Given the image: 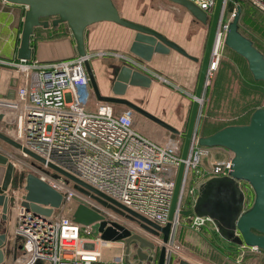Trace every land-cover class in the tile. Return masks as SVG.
Returning a JSON list of instances; mask_svg holds the SVG:
<instances>
[{"label": "built area", "instance_id": "1", "mask_svg": "<svg viewBox=\"0 0 264 264\" xmlns=\"http://www.w3.org/2000/svg\"><path fill=\"white\" fill-rule=\"evenodd\" d=\"M189 1L208 15L212 14L216 2ZM227 1L223 0L206 84L218 67L229 23L222 24ZM252 1L264 11V0ZM235 10L236 7L232 16ZM91 57L92 54L87 53L86 56L56 60L1 61L16 71L17 87L14 97H0V132L17 142L20 148L16 149L22 154L30 156L27 150L42 158L44 163L41 164L45 168H49L47 164L50 163L131 211L163 226L169 221L168 213L181 161L182 132L151 136L135 123L132 108L123 106L117 109L113 103L96 99L84 63ZM91 98L97 101L93 110L89 105ZM198 137L195 132L184 161V175L171 221L165 264H169L171 255L179 248L173 237L181 217L179 210L183 209L182 201L186 193L194 194V188H185L187 174L193 169L201 173L200 166L206 154L207 147L198 143ZM230 160L231 157L220 162L213 160L209 169L202 173L227 176ZM38 178L62 194L61 204L77 197L89 207L102 210L106 217L109 216L110 210L73 188L69 183L72 181L68 182L64 175L54 177L41 173ZM20 201L14 198L10 202L8 215L11 214V217L7 218L6 240L2 249L7 251L12 246V255L5 254L2 264H132L124 259V254L114 255L110 260L103 259L104 242H112L113 246L120 244L103 240L97 230L94 238L82 239L81 229L90 225H82L62 214L33 212L22 206ZM204 221L205 218L196 217L193 225L198 227ZM148 235L149 240L160 247L161 239ZM15 245L22 247L18 255ZM242 247L251 251L261 250ZM151 252V255H156L157 248ZM147 263L154 264L152 261Z\"/></svg>", "mask_w": 264, "mask_h": 264}, {"label": "water", "instance_id": "2", "mask_svg": "<svg viewBox=\"0 0 264 264\" xmlns=\"http://www.w3.org/2000/svg\"><path fill=\"white\" fill-rule=\"evenodd\" d=\"M12 4L24 5L26 7L23 26L21 32L20 46L17 51L18 59L30 60L31 48L30 36L37 26L47 27L49 22L43 18L55 17L52 21L53 25L65 22L69 26L76 44L77 55L86 56L87 52L84 45V32L87 26L95 22L108 21L114 22L121 26L136 31L134 39L129 47V51L134 56L143 61H149L154 52L166 54L171 49L179 52L183 56L197 61L198 58L190 55L184 48L179 46L172 40H169L161 33L136 23L134 21L122 17L114 5L112 0H5ZM184 7L196 20L202 24L209 25L207 40L204 48L203 57L200 61V69L191 109L187 121L186 130L183 135V144L181 148L177 175L171 199L170 209L168 213L169 221L160 226L153 221L142 217L141 215L131 211L127 207L119 204L113 199L107 197L96 189L78 180L71 174L59 169L58 167L48 163L47 166L58 174L66 177L67 181L73 182V188L83 194L96 200L99 204L107 209L125 216L135 221L150 235L161 238L158 255L139 254L140 262L143 260L152 261L154 264H165L167 257V244L170 240V226L176 211V206L180 196V189L184 175V161L186 160L190 145L197 129L200 104L206 88V73L210 54L213 47L215 33L218 27L223 0H216L213 12L208 15L205 11L198 8L189 0H170ZM241 6L236 5L235 14L227 25L224 44L241 55L248 65L255 80L264 81V54L254 45L253 41L245 36L239 30V16ZM85 67L90 79L91 87L96 99L106 101L113 104H122L143 116L154 121L158 125L167 129L171 133L179 131L168 124L166 121L149 113L136 103L126 99L123 95L129 85L150 87L152 79L141 71L123 64L120 66L118 75L111 87L114 95H102L99 91L96 79L88 59L85 60ZM0 139L15 148L20 145L13 139L0 132ZM198 143L205 147H222L232 153L231 166L227 176L214 177L203 183L199 188L198 197L193 205V209H180L179 213L188 216L192 213L197 216L204 215L203 211L214 221L219 233L226 239L245 245L248 247H256L264 251V106L257 107L250 115L249 120L245 124L227 125L214 133L207 136H199ZM25 150V149H24ZM32 158L44 163V160L34 153L25 150ZM0 164L6 166L5 175L0 185V222L7 220L9 212V202L13 201V197L6 195L5 191L8 186H15L12 174L14 172L13 163L8 156L0 152ZM23 182V174L18 177L17 183ZM239 182H245L253 193L250 206L242 210L244 196L243 192L238 190ZM26 194L22 196L20 204L33 212L50 215L53 208H57L62 203V194L53 189L48 183L42 181L34 174H28L25 178ZM221 185H229L233 191L238 192V200L231 206V212L217 211L213 208L210 200V193L214 187ZM77 205L72 212L73 221L82 225L96 224L97 232L103 240H134L138 234L131 233L125 227L115 221H109L106 214L102 210L89 207L87 203L75 198ZM209 201V206L205 202ZM203 210V211H202ZM140 241L149 242L148 245H139L137 250L140 252L144 247L150 250L158 248L155 242L140 236ZM6 235L0 232V264L4 262L5 254L2 247L5 244ZM142 252V251H141ZM143 253V252H142ZM37 264H40L39 262ZM178 264H191L185 259H180Z\"/></svg>", "mask_w": 264, "mask_h": 264}, {"label": "rangeland", "instance_id": "3", "mask_svg": "<svg viewBox=\"0 0 264 264\" xmlns=\"http://www.w3.org/2000/svg\"><path fill=\"white\" fill-rule=\"evenodd\" d=\"M112 1L117 7L120 15L125 19L142 24L161 33L169 40L174 41L179 46L184 48L190 55H193L194 52H197V58L199 59L198 67L200 68V61L203 57L209 30L208 24H202L196 20L184 7L170 0ZM236 4L241 6V13L238 21L239 30L245 36L250 38L254 45L264 54V11L259 5L255 4L252 0H237V2L234 0H228L222 19V24L232 20L233 16L231 13L233 8L236 7ZM92 25L97 27L101 26L102 34L96 38L94 44L95 46L90 50V52H92V57L90 58L89 62L100 93L102 94V92H105L108 95H114L111 87L118 75L120 66L123 64L130 66L128 61L126 62L120 59V41L124 42L122 47L127 49L125 52L134 56L129 51L131 44L128 47L127 45L132 38L134 39L136 31L114 22H99ZM176 55L181 57L184 61H188V58L179 52H176ZM169 86L170 85L166 84L165 82L159 81L157 79L154 81V83H151L150 88L147 87L146 94H143L141 97V94H139L138 98H134L130 101L136 103L149 113L159 117L164 121H166L165 118H169V115L182 118L183 115L181 113L183 109V113L185 111L184 123L181 126V129H176L179 132L184 133L193 100L192 96L194 94H192L190 99L187 101V105H184L186 102L182 101L183 96L180 95V90L178 88L174 89ZM100 87L103 91L100 89ZM263 100L264 84L255 82L253 80L248 69L247 61L241 55L227 47L223 42V45L220 49L218 67L213 72L212 77L209 79V82L206 85L200 104L196 129L197 135L201 136L202 129L212 130L213 128H216L222 124L231 125L236 122H247L253 110L257 107L263 106ZM96 102V99H90L89 105L91 106V110L94 109L93 106H95ZM114 105L115 108H120V104ZM134 118V121L138 124V127L142 128L147 134L151 136H166L171 133L167 129L136 111ZM167 123L170 124L169 122ZM0 152L8 156L9 160L13 163L14 168L12 179H14L15 186L12 187L9 185L5 193L8 196H13L18 201H20L22 196L27 193L25 189V178L28 174H34L38 177V175L41 173H48L54 177H59V174L53 169L45 168L40 162L31 156L23 155L21 151H18L15 147L1 139ZM222 160L224 161V159H222V155H220L219 159L214 160V162H220ZM5 171L6 166L0 164V185L2 184ZM20 174H23V182L21 184L17 183ZM69 183L73 186L72 182ZM186 198L184 197V199ZM76 205L77 201L72 199L61 204L57 208L54 207L52 212L56 215L62 214L67 217H72V212ZM107 210H110V214L107 216L110 221H115L122 227L130 230L131 233L138 234V237L134 240H117L116 244H120L121 247L120 245H116L102 248V258L105 260L109 258L108 260H110L114 255L124 254V259L129 261L128 256L131 254L130 259H134L131 261L132 264H143V262H140L139 254H144L145 252H143V249L148 247H144L141 250L143 253L140 251L137 254V250L139 245L145 246L148 245L149 242L140 241L139 235L143 236L142 233L148 234V232L141 228L140 225L135 221H132L125 216L119 215L111 209ZM8 217H11V214H7V218ZM2 223L3 221L0 222V232L4 233L8 219L4 224ZM96 227V224H92L88 226V228H82L80 235L81 238L84 240L94 238L97 230ZM218 239L219 238L217 237L216 240L218 241ZM151 242L154 243L153 240ZM14 248H17L15 250L16 255H18L20 250H22V247L17 245H15ZM2 250L4 254L8 256L10 252L12 253V249L9 251H5L4 249ZM236 251L239 250L237 249ZM220 252L222 251L217 250L216 247L214 250L207 252L209 254L210 260H214V262L209 261V259H203L205 253L201 250L198 254L201 255L203 259L202 261L217 264V261L222 257ZM226 252H228V250H226ZM248 253L251 254V252ZM225 263L226 262L222 260L218 264ZM254 263H256V261H254ZM170 264H177L176 256H171Z\"/></svg>", "mask_w": 264, "mask_h": 264}, {"label": "crops", "instance_id": "4", "mask_svg": "<svg viewBox=\"0 0 264 264\" xmlns=\"http://www.w3.org/2000/svg\"><path fill=\"white\" fill-rule=\"evenodd\" d=\"M25 10L26 7L24 5L12 4L5 0H0V97L12 98L16 93L17 73L13 67L1 61H13L18 59L17 51L20 46ZM54 19L55 17L47 19L49 22L47 27L37 26L34 28L30 36L29 44L31 48V59L56 60L71 58L77 55L75 40L69 26L65 22L53 25L52 21ZM92 24L87 26L84 32V45L86 52L89 54H92L90 50L95 46L96 38L102 34L101 26L97 27ZM132 41L133 38L129 41L127 47ZM123 45L124 42L120 41V59L126 62L128 61L131 67L151 77V83H154V81L158 79L170 85L169 87L174 89L178 88L180 90V95L183 96L182 101L186 102L184 105H187V101L195 92L200 69L198 67L199 59L195 61L188 58L187 60L189 62H186L176 55L177 51L171 49L166 54L154 52L149 61H143L125 52L127 49L123 48ZM193 56L197 58V52H194ZM146 90V87L142 88L129 85L124 97L128 100H133L134 98H138L139 94H141L140 97L146 94ZM102 94L108 95L105 92H102ZM123 106L124 105L120 104V109ZM181 114L183 115L182 118L169 115V118H165V120L172 124L173 127L181 129L185 116V111L183 113V109ZM218 154L222 155V159L232 157V153L225 148L207 147L206 154L200 166L201 173L193 169L187 174L185 188H194V194L188 195L186 193L185 198L188 197L182 201L183 209H193V205L199 194V188L203 183L214 177H223L202 173L203 170L209 169L210 163L213 160L219 159L220 155ZM238 188V190L243 192L244 196L242 210L247 209L252 202L253 193L245 182H239ZM211 196L210 202L214 209L218 206L216 209L217 211H227L229 213H232L230 207H233V203H235L239 197L238 192L229 188V185L214 187L210 193V197ZM205 203L204 205L207 206L208 209L211 205L209 206V201ZM203 213L205 214L200 216H197L195 213L188 216L181 215L173 237V241H175V244H177L179 248L171 255L177 257V264L180 259H185L191 264H213L212 262H214V260H210L207 252L214 250L215 247L217 250L222 251L220 252L222 257L217 261V264L222 260L226 262L225 264H264L263 250L251 251L247 247H242V245L231 239H226L219 233L216 224L210 216H208L205 211H203ZM196 217L205 218L204 223L198 227L193 225V221ZM4 223L5 221H3L2 224ZM142 235L144 238H150L148 234L142 233ZM217 237L219 238L218 241L216 240ZM10 249L9 247L8 251ZM237 249L239 251H236ZM200 250L205 253L203 259H209V261L212 262L202 261L201 255L198 254ZM226 250H228V252H226ZM158 251L159 247L157 248L156 256L158 255ZM143 252L146 254L152 253L149 248H144ZM248 252H251V254ZM11 255L12 253L10 252L9 256ZM130 258L131 254L128 256V260L130 262L134 260ZM254 261H256V263H254ZM142 262L143 264H149L147 260H143Z\"/></svg>", "mask_w": 264, "mask_h": 264}, {"label": "trees", "instance_id": "5", "mask_svg": "<svg viewBox=\"0 0 264 264\" xmlns=\"http://www.w3.org/2000/svg\"><path fill=\"white\" fill-rule=\"evenodd\" d=\"M48 18H43V20H47ZM251 73V72H250ZM251 76H252V74H251ZM252 78H253V76H252ZM253 80L255 81V82H260V83H263L264 84V81H262V80H255L254 78H253ZM256 109V108H255ZM254 109V110H255ZM253 110V111H254ZM249 120V119H248ZM248 122V121H247ZM247 122H236V123H233V124H231V125H234V124H245V123H247ZM228 124H222V125H220V126H217L216 128H213L212 130H205V129H202V132H201V136H207V135H210V134H212V133H214L215 131H217V130H219V129H221V128H223V127H225V126H227Z\"/></svg>", "mask_w": 264, "mask_h": 264}, {"label": "bare ground", "instance_id": "6", "mask_svg": "<svg viewBox=\"0 0 264 264\" xmlns=\"http://www.w3.org/2000/svg\"><path fill=\"white\" fill-rule=\"evenodd\" d=\"M23 155L27 156L25 153H23ZM105 247H111L114 244L112 242H104Z\"/></svg>", "mask_w": 264, "mask_h": 264}, {"label": "flooded vegetation", "instance_id": "7", "mask_svg": "<svg viewBox=\"0 0 264 264\" xmlns=\"http://www.w3.org/2000/svg\"><path fill=\"white\" fill-rule=\"evenodd\" d=\"M157 257V256H156Z\"/></svg>", "mask_w": 264, "mask_h": 264}]
</instances>
